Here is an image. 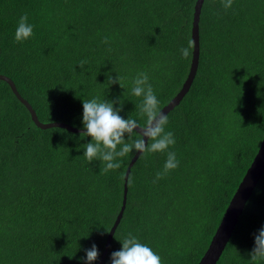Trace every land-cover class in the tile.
<instances>
[{
	"label": "trees",
	"instance_id": "trees-1",
	"mask_svg": "<svg viewBox=\"0 0 264 264\" xmlns=\"http://www.w3.org/2000/svg\"><path fill=\"white\" fill-rule=\"evenodd\" d=\"M195 4L0 0V264H85L93 244L92 264H111L129 232L162 264H197L264 134V0H234L227 11L203 0L197 72L166 113L177 169L154 184L166 154H138L131 165L129 154L103 174L83 156L91 138L80 136L83 99L122 98L120 115L143 124L131 94L139 72L161 109L175 96L191 66L193 45L188 58L179 50L192 41ZM25 13L33 36L17 43ZM109 73L124 89L109 86ZM55 122L70 127L44 126ZM261 226L264 171L215 264H251Z\"/></svg>",
	"mask_w": 264,
	"mask_h": 264
},
{
	"label": "clouds",
	"instance_id": "clouds-1",
	"mask_svg": "<svg viewBox=\"0 0 264 264\" xmlns=\"http://www.w3.org/2000/svg\"><path fill=\"white\" fill-rule=\"evenodd\" d=\"M234 0H221V7L227 11L233 6ZM34 25L28 22V15L20 16L15 30V41L23 43L33 36ZM107 44L109 38L102 41ZM182 58H188L192 54V41L187 47L180 48ZM87 61L81 60L79 67L83 70ZM121 77L117 74L115 78L107 74V82L110 85L119 84L122 89ZM131 94L140 98L138 114L140 120L124 118L120 115L123 109V99L91 100L82 101V130L81 137H90L91 141L84 145L83 156L89 164L94 161L102 163V173L118 170L121 168V158L129 154L139 153L143 158L149 154H166V161L162 171L155 174L152 183L163 179L171 171L179 167L180 161L174 151L170 148L175 145L176 140L172 131H166L169 123L168 114L161 109L152 85L149 83L147 72H139L132 80ZM119 104V107L116 105ZM129 183H132L129 178ZM254 246L248 253L251 264L264 262V226L253 233ZM122 248L111 253V264H162L161 257L153 249L142 243L137 236L129 232L122 240H118ZM99 251L95 244L86 250L85 264H92L99 258Z\"/></svg>",
	"mask_w": 264,
	"mask_h": 264
},
{
	"label": "water",
	"instance_id": "water-1",
	"mask_svg": "<svg viewBox=\"0 0 264 264\" xmlns=\"http://www.w3.org/2000/svg\"><path fill=\"white\" fill-rule=\"evenodd\" d=\"M203 0H196L195 8L192 15V31H191V40L193 45V56L191 60V66L189 69V73L184 81L181 89L175 94V96L162 108V111L166 114L168 111L174 108V106L184 97V95L189 90L192 81L197 72L198 62H199V32H198V21H199V13L202 6ZM13 88V86H11ZM64 126L70 127L66 124L58 123H47L44 126ZM74 129V128H72ZM75 130V129H74ZM139 153H135L132 157L131 163L137 158ZM130 166L127 168V172ZM264 171V134L260 141L258 150L251 161L250 165L246 169L241 181L239 182L235 192L233 193L221 219L214 232L207 249L205 250L202 257L199 259L197 264H215L218 260L227 240L229 239L232 230L234 229L239 216L241 215L244 205L247 199L250 197L256 183L261 177ZM126 185L123 189V204L121 209L117 215V219L115 224L120 218V215L123 211L125 205V196H126ZM115 224L113 226H115ZM114 228V227H113ZM113 228L108 234L107 243L108 245L110 241V237L113 233ZM101 261L99 262V264Z\"/></svg>",
	"mask_w": 264,
	"mask_h": 264
}]
</instances>
